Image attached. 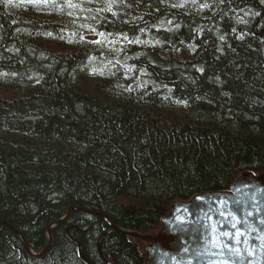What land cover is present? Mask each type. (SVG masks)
I'll return each instance as SVG.
<instances>
[{
    "label": "trees",
    "instance_id": "obj_1",
    "mask_svg": "<svg viewBox=\"0 0 264 264\" xmlns=\"http://www.w3.org/2000/svg\"><path fill=\"white\" fill-rule=\"evenodd\" d=\"M92 10L123 39L106 76L68 19L0 0V264H85L78 244L90 264H143L113 225L153 232L174 200L264 173V0Z\"/></svg>",
    "mask_w": 264,
    "mask_h": 264
},
{
    "label": "water",
    "instance_id": "obj_2",
    "mask_svg": "<svg viewBox=\"0 0 264 264\" xmlns=\"http://www.w3.org/2000/svg\"><path fill=\"white\" fill-rule=\"evenodd\" d=\"M68 209L63 222L71 213ZM155 235L123 234L146 242L144 264H264V173L243 172L228 190L174 200ZM34 254L24 241L25 251ZM82 255V251H81Z\"/></svg>",
    "mask_w": 264,
    "mask_h": 264
},
{
    "label": "rangeland",
    "instance_id": "obj_3",
    "mask_svg": "<svg viewBox=\"0 0 264 264\" xmlns=\"http://www.w3.org/2000/svg\"><path fill=\"white\" fill-rule=\"evenodd\" d=\"M10 8L33 6L41 12L58 15L59 18L68 19L71 26L70 36L72 39L79 37L93 44L99 51V55L91 57L85 66L86 73L92 76H106L117 65L107 62L108 53L115 55L121 50L123 39L121 36H114L100 33L96 26L97 16L92 8L103 9L110 0H8ZM77 41V40H76ZM146 42V41H145ZM126 69V68H125ZM139 81V78H138ZM137 85H140L138 83Z\"/></svg>",
    "mask_w": 264,
    "mask_h": 264
}]
</instances>
